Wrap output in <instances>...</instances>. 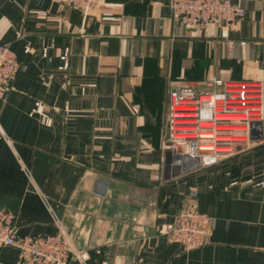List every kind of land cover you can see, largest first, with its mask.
Masks as SVG:
<instances>
[{
  "label": "crops",
  "instance_id": "1",
  "mask_svg": "<svg viewBox=\"0 0 264 264\" xmlns=\"http://www.w3.org/2000/svg\"><path fill=\"white\" fill-rule=\"evenodd\" d=\"M231 1L244 17L224 38L187 27L172 0H106L86 19L51 0H0V45L19 63L0 100V210L18 236L62 230L84 264H264V186L165 148L169 91L216 81L218 93L244 86L259 113L213 127H244L264 148V0ZM191 204L210 229L185 249L168 233ZM0 264L22 263L5 246Z\"/></svg>",
  "mask_w": 264,
  "mask_h": 264
},
{
  "label": "built area",
  "instance_id": "2",
  "mask_svg": "<svg viewBox=\"0 0 264 264\" xmlns=\"http://www.w3.org/2000/svg\"><path fill=\"white\" fill-rule=\"evenodd\" d=\"M51 1L60 7L77 11L83 18H89L96 12L103 13L106 2V0ZM171 7L173 15L187 27L203 30L207 25H215L220 36L224 38L229 27L244 16V10L231 0H172ZM18 71L19 63L14 52L8 46L0 45V100L15 80ZM216 87L215 82L214 85H207L200 91L193 86H186L169 92L171 103L168 118L171 130L165 148L172 151L178 160L194 165L215 164L217 157L213 152V146L200 145L201 138L207 136L201 134V130L210 125L207 129L211 131L213 125L219 122L218 118L236 115V108L230 103L232 100L236 99L243 105L248 104L249 98L244 86L240 91L233 93L227 91L218 93ZM187 122H192L191 131L185 128L184 123ZM177 124L183 128H175ZM190 132L193 133L192 136L188 134ZM210 133L208 137H212L216 132L213 130ZM255 185L264 186L263 179ZM209 229L208 217L201 214L195 204H191L179 211L177 224L170 229L168 240L181 243L185 249H191L207 241ZM5 246L17 250L22 264H70L72 260H79L84 264L88 259L86 252L73 248L70 239L62 230L55 234L18 236L14 229L12 213L0 210V248Z\"/></svg>",
  "mask_w": 264,
  "mask_h": 264
},
{
  "label": "rangeland",
  "instance_id": "3",
  "mask_svg": "<svg viewBox=\"0 0 264 264\" xmlns=\"http://www.w3.org/2000/svg\"><path fill=\"white\" fill-rule=\"evenodd\" d=\"M102 12L104 11L102 10ZM216 83H217V87L221 86V83H219V81H216ZM201 89L202 88L198 89V91H200ZM245 90L247 91L246 95L249 98L248 104L246 103L243 105L241 102H239L236 99L232 100V102L230 103L233 104L234 108H238V109H235L237 112L236 114L237 116L235 117L243 116L244 119L240 121L246 122L247 120H249L250 122L252 120H255L256 117H258L259 111H258V105H255L256 101H254V96L251 94V92L248 89H245ZM233 92H234V88L227 89V93H233ZM169 108H170V105H169ZM168 123L170 124L169 120H168ZM184 124L186 126L185 128H187L188 131H191L192 122H187ZM178 125L180 124H177L175 128H183L181 125L180 126ZM233 125L234 124H225L222 126L212 127L210 130L211 131L214 130L215 132L237 130V133L230 134V135H226L222 133H215L213 134L212 137L205 136L201 138L200 145L202 147L213 146L214 148L213 152H215L216 157H217L216 163L221 165V167L224 169L225 175L231 178H235L237 180L247 179L245 180L246 182L248 183L253 182L255 184L256 182L260 180V178H252V177L254 176L256 177L255 173L256 171H258L257 170L258 166L260 167V160L261 162H264V148L259 149L258 144L256 142L242 135V132L241 133L239 132V130H244L245 129L244 127H241V126L234 127ZM209 126L210 125H206L204 129L201 130V134L209 135V133L211 132L207 129V128H210ZM169 129L171 130L170 126H169ZM188 134L191 136L193 135L192 132ZM191 136H188V137L192 138ZM180 147L181 149H183V146H180ZM183 150H185V148Z\"/></svg>",
  "mask_w": 264,
  "mask_h": 264
},
{
  "label": "bare ground",
  "instance_id": "4",
  "mask_svg": "<svg viewBox=\"0 0 264 264\" xmlns=\"http://www.w3.org/2000/svg\"><path fill=\"white\" fill-rule=\"evenodd\" d=\"M236 109H238V108H236ZM235 116H237V115H231V116H227V117H221V118H218L217 120H219V121H240V120H234V119H227L228 117H235ZM207 136H210V135H207Z\"/></svg>",
  "mask_w": 264,
  "mask_h": 264
}]
</instances>
